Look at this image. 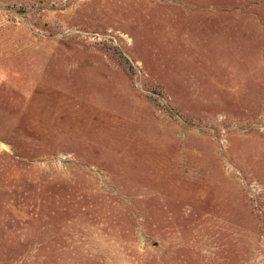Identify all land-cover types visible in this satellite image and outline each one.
I'll list each match as a JSON object with an SVG mask.
<instances>
[{"label": "rangeland", "instance_id": "obj_1", "mask_svg": "<svg viewBox=\"0 0 264 264\" xmlns=\"http://www.w3.org/2000/svg\"><path fill=\"white\" fill-rule=\"evenodd\" d=\"M0 264H264V0H0Z\"/></svg>", "mask_w": 264, "mask_h": 264}]
</instances>
